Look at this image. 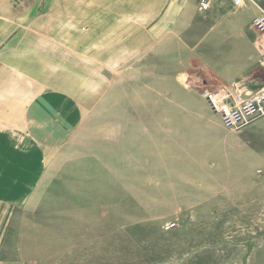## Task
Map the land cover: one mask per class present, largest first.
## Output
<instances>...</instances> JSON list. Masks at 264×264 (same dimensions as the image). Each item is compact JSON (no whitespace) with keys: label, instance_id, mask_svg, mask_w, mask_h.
Listing matches in <instances>:
<instances>
[{"label":"crops","instance_id":"0c3cea01","mask_svg":"<svg viewBox=\"0 0 264 264\" xmlns=\"http://www.w3.org/2000/svg\"><path fill=\"white\" fill-rule=\"evenodd\" d=\"M199 2L84 0L85 7L89 6L88 24H84L74 21V16L69 18L64 10L68 5L81 6V0H50L46 12L24 20L15 14L14 2L0 0V123L12 130L21 129L20 120H28L38 135L34 142L46 151V157L50 158L59 144L71 155V159L59 155L51 162L28 160L26 150L33 140L27 139L19 147L25 151L21 153L24 159L0 158V264H71L73 252L66 253L70 247L82 246L77 256L84 249L89 258L95 244L90 230L96 225L88 216L104 213L90 204L71 206L68 194L73 192V198L85 203L98 191L111 192L112 171L93 146L84 151L87 156L80 157L81 114L70 96H80L81 90L75 67L70 65L72 56L84 60L89 78L96 77L97 70L100 78H115V69H126L128 75H120V79H128L129 86L136 83L142 92L138 95L143 96V106L138 104L136 111L121 117L139 120L133 128L136 159L152 166V187L166 192L152 196L142 213L162 214L159 209L170 202L179 208L168 212L171 214L191 213L202 204L215 213L209 201L218 196L216 192L224 190L229 197L236 196L231 192L238 191V184L246 178L243 171L232 168L263 161L257 139L264 141V131L255 133L251 126L230 133L221 126H194L192 120L203 117L192 106H201L209 117L210 110L200 93L183 90L182 83L185 87L235 86L244 93L264 88V42L259 44L251 25L264 12V0L247 1L239 9L228 0H216L203 14L198 12ZM98 7L104 10L97 11ZM28 18L34 22L23 24ZM88 50L103 52L100 68L92 63L97 59L87 55ZM64 72H69L73 91H65L64 83L58 85ZM204 75L210 81H205ZM64 92L70 95L66 100ZM161 102L167 103V109L161 108ZM88 130L91 142L90 135L98 128ZM66 134L73 137L71 147L64 141ZM198 135H206V142L202 137L193 142V136ZM55 136L56 143L50 144ZM125 143L129 144V138ZM36 163L45 167L39 170V177L34 174ZM69 177L72 182H67ZM161 183L166 185L161 187ZM175 193L180 196L178 202L171 200ZM66 200H70L68 205ZM90 262V258L84 261Z\"/></svg>","mask_w":264,"mask_h":264},{"label":"rangeland","instance_id":"374dc122","mask_svg":"<svg viewBox=\"0 0 264 264\" xmlns=\"http://www.w3.org/2000/svg\"><path fill=\"white\" fill-rule=\"evenodd\" d=\"M10 1L14 2L15 14L22 16L24 20L26 17L34 16L36 13L41 15L46 12L50 0ZM83 1L81 0V6L68 5V8L66 7L64 10L66 15H69V18L70 16L71 18L73 16L76 17L74 21L88 24L89 12L87 10L89 6L87 5L85 7V3H82ZM247 1L250 2V0ZM33 5V10L30 12ZM100 9L101 11L104 10V8L98 7L97 11H100ZM26 10L28 11L25 12ZM94 14L95 12H92L91 17ZM100 14L101 12L99 14L97 13L96 17ZM43 19L44 17L40 19V22ZM30 22H34V19L28 18L23 24L26 25V23ZM252 28L258 37L259 44L264 42V35L257 31L255 27ZM83 46L86 45L84 44ZM86 53L87 55L96 57V64L94 62L92 63L100 68V63L105 58L103 52L96 50L95 53L94 51L88 50ZM113 53H115V50ZM112 57L114 60L116 55L113 54ZM64 58L67 59L69 56L64 55ZM33 59L40 61V57L34 55ZM73 59L72 56L71 61L73 64L70 65L75 67V79L80 80L78 83H80L79 88L81 94L80 96H70L64 92L62 96L64 100L70 96L75 101V106L78 104L79 107L81 114V119L79 120L81 121L80 129H82V134H79V136L81 144L83 145L80 157L89 154L84 152L87 148L97 149L100 155L107 159L109 163L108 169L112 171L111 192H102V194L98 191L96 192V197L94 195V199L92 198L91 201L85 203H83V200L73 198V192H69L68 195L70 196L71 202L70 200H66L68 202L66 203L67 205L69 202L71 206L90 204L95 210L100 209L104 213L88 216L91 223H95L94 225H96V229L92 227L90 230L91 241L92 243L93 241L95 242L94 246L90 248V253H88L90 254V264H264L263 139H257V149L260 151L263 161H258L257 163L251 162V164H244L239 168H232L233 170L239 169V171H243L242 173L246 175V178L238 184V191L231 192L232 195L236 194V196L229 197L230 194L224 190L216 192L218 196L209 201V206L212 208L210 210H215V213L209 212L208 204H202L200 205L201 207L191 209V213L171 214L168 212L177 211L179 208L176 204L170 202L162 206L165 209H159L164 211L162 214H144L142 211L147 210L144 207L149 206L148 204L152 201V196L157 195V192L159 194L166 192L161 191V189L158 191L152 187L153 184L150 183L153 177L151 173L152 166H146L143 161L138 162L136 159V131L133 128L137 126V121L139 120L121 117L122 114L136 111L139 105L143 106V103L140 101V99L143 101V96L140 97L138 95L141 91L136 83L132 82V86H129L128 79H120V75H128L125 72L126 69L122 71L115 69L113 71L115 78H112V76L108 79L100 78V70L95 72L97 74L96 77L89 78L87 68L84 66V60ZM262 67L264 68L263 65ZM204 77L206 78L205 81H210L209 77H206V75ZM58 82V85L64 83L65 91H73L72 83L69 79V72H64V78L59 79ZM182 89L195 92L198 95L200 93V97L201 93L205 90L214 92L236 90L232 86L218 88L217 85L185 87L183 83ZM59 91L61 92L62 90ZM238 92L242 93L239 90ZM178 94L184 96V94ZM51 98L54 97L51 96ZM41 99H43V96ZM34 101L32 105L35 104ZM166 104L161 102V108L167 109ZM55 105L59 106L58 104ZM178 105L180 106V104ZM181 107L185 109L184 102ZM200 107L197 104L192 106V110L199 111L203 117L192 120L194 126L224 127L220 117L214 114L209 106L210 117ZM48 112L49 110L46 111V114ZM74 114H78V111H75ZM260 119L239 130H228L224 128L226 132L233 133L243 131L247 127L252 126L255 127L253 132H262L264 131V121L259 123L260 127L257 124ZM20 121L21 124L19 127L21 129L13 128L12 130L0 123L1 159L17 161L24 159L25 157L21 153L25 151L19 147L23 146L27 139L33 140L31 148L26 150V158H29L28 160L45 158V161L48 160L51 162L54 158H58L59 155L71 159V155L68 154L69 152L67 150L62 151L60 144L57 145L58 148L55 149L58 150L54 151L50 158L46 157L43 154L46 151L42 150L41 147V149L38 148V145L34 142L38 141V135L33 124H30L28 120ZM76 124L78 125V123ZM88 127L98 128L97 131L95 130V135H90L91 142L88 141ZM6 131L7 133H5ZM197 137H202L203 142H206V135L193 136V142H197ZM63 138L67 145L71 147L73 144L72 135L66 134ZM128 138L129 144H126L125 141ZM94 139H96V142H93ZM56 141L57 136L51 139L50 144H54ZM92 153L93 150H91ZM47 167L49 169L50 166ZM44 168L42 163H36L34 166V174L39 177V174ZM40 169L41 171L39 172ZM149 172L150 174H148ZM67 179L69 180L67 182L73 181L72 177ZM122 179L129 180V182H125ZM162 185L165 186L166 183H161L160 186L162 187ZM230 187L234 188L235 186L230 185ZM178 192L180 194L186 193ZM172 193L170 192L169 194ZM177 193L171 196V200L174 202H178V199H180ZM145 199L147 201H144ZM143 202L144 204H141ZM137 203L139 205L136 206L137 208L134 206L131 208L132 204L137 205ZM183 210L185 212L186 209ZM65 221L68 222L67 219ZM168 224H174L175 228L171 231H165L164 228ZM81 227L83 226L77 228ZM64 231L66 232V230ZM59 233L62 234L63 230H60ZM74 233L77 234V231L74 230ZM77 247H70L66 251V253L68 251L73 252L71 253L73 257L68 259L71 261V264H86L84 261L89 259L86 256L87 252L83 249L82 254L78 257L77 251L79 252L82 246L80 248Z\"/></svg>","mask_w":264,"mask_h":264},{"label":"built area","instance_id":"2783aa9c","mask_svg":"<svg viewBox=\"0 0 264 264\" xmlns=\"http://www.w3.org/2000/svg\"><path fill=\"white\" fill-rule=\"evenodd\" d=\"M214 1L216 0H200L198 12L201 14L207 12ZM228 1L236 9L243 7L247 2V0ZM252 27L264 35V12L252 20ZM262 65L264 66V61ZM201 98L210 110L220 117L222 125L228 130H239L264 117V88L254 94L239 93L235 89L224 92L205 90L201 93ZM174 228V224H168L164 230L171 231Z\"/></svg>","mask_w":264,"mask_h":264}]
</instances>
